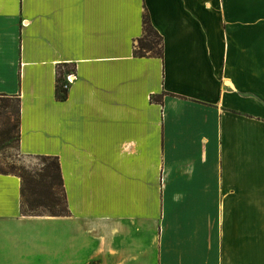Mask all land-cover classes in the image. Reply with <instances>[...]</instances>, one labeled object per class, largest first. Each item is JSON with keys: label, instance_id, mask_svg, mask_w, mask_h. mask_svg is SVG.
I'll return each instance as SVG.
<instances>
[{"label": "crops", "instance_id": "0c3cea01", "mask_svg": "<svg viewBox=\"0 0 264 264\" xmlns=\"http://www.w3.org/2000/svg\"><path fill=\"white\" fill-rule=\"evenodd\" d=\"M0 95L68 211L0 172V264H264V0H0Z\"/></svg>", "mask_w": 264, "mask_h": 264}, {"label": "trees", "instance_id": "16d2710c", "mask_svg": "<svg viewBox=\"0 0 264 264\" xmlns=\"http://www.w3.org/2000/svg\"><path fill=\"white\" fill-rule=\"evenodd\" d=\"M134 54L138 56H156L162 58L163 56V42L162 36L152 26L148 12L144 7L142 12V35L137 39V45H134ZM67 71V69H66ZM63 71L60 66L57 67L56 91L57 99H63L67 88L64 87L65 78H63ZM15 99V127L17 130L16 140L18 141V123H19V101L18 98L6 97L0 95V114L7 115L9 120L10 104L8 101ZM2 141H9L12 137L7 130L0 132ZM44 160H50L41 171L31 173L23 171L17 174L21 180L20 186V210L26 215H64L67 213L66 202L63 191V182L59 170V163L57 157L54 156H38ZM47 178L56 181H47ZM62 188L64 198V205L55 191V187ZM52 186V187H51ZM43 209V210H40ZM46 212H45V211ZM44 212V213H43Z\"/></svg>", "mask_w": 264, "mask_h": 264}, {"label": "rangeland", "instance_id": "374dc122", "mask_svg": "<svg viewBox=\"0 0 264 264\" xmlns=\"http://www.w3.org/2000/svg\"><path fill=\"white\" fill-rule=\"evenodd\" d=\"M135 45H137V42L135 43ZM8 104H10V118L7 121V115L4 116L3 114H0V132L7 130L12 138L9 141H2V139L0 138V172H11L18 175L23 171L37 173L41 171L43 167L48 162H50V160H44L37 156H23L18 152L16 140L17 130L15 127V99H11V101H8ZM53 180L54 182L56 181L55 179ZM53 180L47 178V181ZM53 187H55V185H53ZM55 189L62 202V205H64L61 186L55 187Z\"/></svg>", "mask_w": 264, "mask_h": 264}, {"label": "built area", "instance_id": "2783aa9c", "mask_svg": "<svg viewBox=\"0 0 264 264\" xmlns=\"http://www.w3.org/2000/svg\"><path fill=\"white\" fill-rule=\"evenodd\" d=\"M70 77H73V73L72 72H70L69 74H66L65 82H64V85H63L66 88L68 86V83H70V81H71Z\"/></svg>", "mask_w": 264, "mask_h": 264}]
</instances>
